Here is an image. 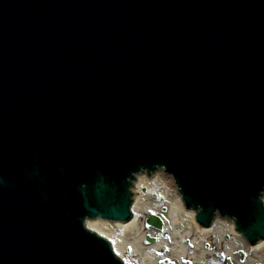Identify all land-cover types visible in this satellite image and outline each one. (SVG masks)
Segmentation results:
<instances>
[{
  "label": "water",
  "instance_id": "95a60500",
  "mask_svg": "<svg viewBox=\"0 0 264 264\" xmlns=\"http://www.w3.org/2000/svg\"><path fill=\"white\" fill-rule=\"evenodd\" d=\"M158 167L264 238V0H0V264H132L85 220Z\"/></svg>",
  "mask_w": 264,
  "mask_h": 264
},
{
  "label": "bare ground",
  "instance_id": "6f19581e",
  "mask_svg": "<svg viewBox=\"0 0 264 264\" xmlns=\"http://www.w3.org/2000/svg\"><path fill=\"white\" fill-rule=\"evenodd\" d=\"M133 199L132 212L136 216L127 222L101 217L87 221L97 231L111 235L132 264H157L156 253L160 250H167L175 260L187 258L193 264H209L210 260L207 256L212 253L210 252L212 249L200 247L211 235L215 236L217 246L225 248L224 254L227 258L237 259L239 250H242L246 255L252 256L246 260V263L264 262V239L257 244H251L238 230L233 220L218 214L213 224L200 225L196 219L198 212L186 208L178 185L173 177L163 170L151 175H137L134 181ZM262 200L264 201V195ZM163 207L167 208L165 212L162 210ZM149 213L164 215L171 229V236L166 239L161 237L156 243L145 245L143 243L145 236L153 230L145 232L141 220ZM191 239L193 242H189ZM222 249L213 254L219 256L223 253ZM168 263L175 264L172 261Z\"/></svg>",
  "mask_w": 264,
  "mask_h": 264
},
{
  "label": "rangeland",
  "instance_id": "374dc122",
  "mask_svg": "<svg viewBox=\"0 0 264 264\" xmlns=\"http://www.w3.org/2000/svg\"><path fill=\"white\" fill-rule=\"evenodd\" d=\"M148 216L149 215L146 214V216L143 217L142 220H141V222L143 221V225H144L145 232L146 231L147 232L150 231L145 226V221H146V218ZM164 222H165V230L162 233L161 237L164 238V239H166L169 236H171L170 235L171 229H170L168 223L166 221H164ZM149 233L151 235H155L156 234L155 231H152V232H149ZM208 239H209V240H207L208 242L207 241H205V242L202 241L203 242V245L200 248L201 249H206V248H208L207 247L208 243H210L209 244V247H210V249H212V251H210L212 253L208 254V256H207V258H209V260H210L209 264H211V263L212 264H227V255L224 254L225 248L222 249L221 246H219V245L217 246V243H215V236L214 235L209 236ZM189 242H193V239H191ZM186 243L188 244V241H186ZM193 248H194V246H193ZM220 249H222L221 251L223 253H221L219 256L217 254H215V253L213 254V252H218V250L220 251ZM214 255H217V256H214ZM156 257H157V260H158L157 264H169L168 261H173V262H175V264H193V262L190 263V259H187V258H185L183 260H178V259L175 260L173 257H171L170 252H167V250H162V251L160 250L159 252L156 253ZM249 257H252V256L250 254H248L246 256V259H248ZM233 261L235 262V264H240L241 262H240L239 255H238V258L237 259H234Z\"/></svg>",
  "mask_w": 264,
  "mask_h": 264
}]
</instances>
